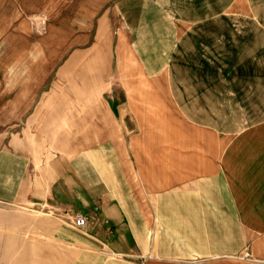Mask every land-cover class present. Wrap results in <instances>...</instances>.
Returning a JSON list of instances; mask_svg holds the SVG:
<instances>
[{
	"label": "crops",
	"instance_id": "obj_1",
	"mask_svg": "<svg viewBox=\"0 0 264 264\" xmlns=\"http://www.w3.org/2000/svg\"><path fill=\"white\" fill-rule=\"evenodd\" d=\"M109 2L55 3L47 11L62 19L58 49L25 54L43 62L32 93L44 91L69 56L38 113L15 133L0 129V236L57 242L75 264H192L187 259L203 255L213 257L204 264H264L263 71L232 70L248 110L232 118L231 69L213 68L211 38L195 31L208 21L195 10L173 26L164 17L166 8H264L263 1ZM119 14L131 33L149 29L143 52L126 53L121 30L114 51ZM68 72L79 73L72 80L80 84H60ZM114 85L124 93L117 110L105 97ZM237 123L251 125L235 132ZM81 215L86 227L73 228Z\"/></svg>",
	"mask_w": 264,
	"mask_h": 264
},
{
	"label": "rangeland",
	"instance_id": "obj_2",
	"mask_svg": "<svg viewBox=\"0 0 264 264\" xmlns=\"http://www.w3.org/2000/svg\"><path fill=\"white\" fill-rule=\"evenodd\" d=\"M61 0H0V129L9 130L10 133H15L20 130V126L24 125L27 119L35 112L38 113V101L45 95L46 92L58 80V72L61 67L67 62L66 58L55 66L52 70V75L48 83L44 85V91L40 93H32L28 90L39 80L37 77L42 73V68L39 65L43 62L26 60V55L29 53H52L55 52L62 42L63 37L57 33L62 20L57 13L47 11L53 8L52 5ZM129 0H111L107 4L108 7L126 4ZM264 3V0H262ZM66 2V1H65ZM68 4V3H67ZM137 9V8H136ZM134 9V10H136ZM164 17L171 20L172 24H176L179 19L194 18L197 11V19L200 21H208L206 28L200 26L193 29L197 32H205L211 43L209 50L210 64L216 70H230L225 73L228 78L225 81L231 82V107L225 109L234 117L242 118L247 108L243 103L237 100L239 95L236 88V78H233L234 71L242 70H260L264 74V8H194L193 13H190L191 8H180L176 12L175 8H166ZM165 11V9H163ZM195 10V12H194ZM132 14V13H131ZM136 14V13H135ZM75 15L70 13L69 17ZM133 15V16H132ZM133 20L134 13L132 14ZM136 14L135 19L145 22L147 19L139 18ZM210 22H213L210 24ZM117 28L115 31V52L117 51L118 36L117 33L121 30L128 34L126 38V53L139 54L143 52L144 46L147 44L148 37L146 33L150 32L147 26L140 24L135 33L132 30L125 29L123 26L122 15L119 14ZM119 26V27H118ZM74 34L82 32L79 28L74 30ZM131 31V32H130ZM190 29H186L189 32ZM129 32V33H128ZM151 41V40H150ZM93 44H87L85 47H91ZM158 48L160 46H157ZM208 49L209 46H202V50ZM71 52V51H70ZM69 52V53H70ZM213 54H211V53ZM131 62V61H130ZM116 68V66H115ZM225 68V69H224ZM230 68V69H229ZM234 70V71H232ZM219 73V74H218ZM79 73H66L60 84L72 85L77 84L78 77L72 80V76H77ZM216 81L224 80L222 72L216 73ZM238 73H235V76ZM116 75L113 74L107 78L106 84H114L113 79ZM216 75V76H217ZM253 79V77H252ZM264 81V77L262 79ZM264 86V83L262 84ZM254 86V85H253ZM114 91H109L105 94L106 100L115 106V110L120 105L124 96L118 85L113 86ZM22 88L24 91L21 92ZM253 89L251 86L249 90ZM27 90V91H25ZM264 90V89H263ZM237 93V96H235ZM264 97V91L261 93ZM72 92H66L67 101L73 97ZM22 105V107H21ZM243 106V107H241ZM248 107V106H247ZM215 112V110H214ZM218 111H216L217 113ZM254 117V116H252ZM251 123H238L232 126L235 132L242 131L250 127ZM125 126V125H124ZM131 127V126H129ZM200 128L202 126H199ZM135 129V130H134ZM137 128L131 127L129 135L136 133ZM218 130L215 129V132ZM72 227L74 221L71 222ZM77 229V228H75ZM105 260L119 261L122 257L103 255ZM212 256H196L187 259V263L204 264ZM73 253L68 257L67 251L57 242H50L44 238H15L0 236V264H75ZM127 262L132 260L125 259ZM124 262V261H123Z\"/></svg>",
	"mask_w": 264,
	"mask_h": 264
},
{
	"label": "built area",
	"instance_id": "obj_3",
	"mask_svg": "<svg viewBox=\"0 0 264 264\" xmlns=\"http://www.w3.org/2000/svg\"><path fill=\"white\" fill-rule=\"evenodd\" d=\"M87 218L85 216H78L75 221H74V225L77 227V228H80V229H83L86 227L87 225Z\"/></svg>",
	"mask_w": 264,
	"mask_h": 264
},
{
	"label": "bare ground",
	"instance_id": "obj_4",
	"mask_svg": "<svg viewBox=\"0 0 264 264\" xmlns=\"http://www.w3.org/2000/svg\"><path fill=\"white\" fill-rule=\"evenodd\" d=\"M210 177V176H209ZM212 237V236H211Z\"/></svg>",
	"mask_w": 264,
	"mask_h": 264
}]
</instances>
